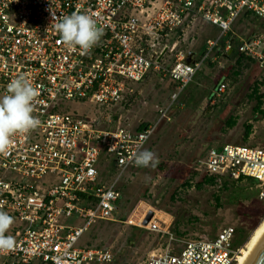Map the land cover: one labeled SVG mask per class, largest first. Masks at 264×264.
I'll return each instance as SVG.
<instances>
[{
    "label": "built area",
    "instance_id": "2783aa9c",
    "mask_svg": "<svg viewBox=\"0 0 264 264\" xmlns=\"http://www.w3.org/2000/svg\"><path fill=\"white\" fill-rule=\"evenodd\" d=\"M73 12L93 17L103 28L86 55L64 43L55 27ZM245 14L264 20V0H0V97L12 80L25 77L37 90L33 115L40 120L36 129L13 135L11 146L0 153V211L21 223L14 232L15 249L0 253L6 264H115L109 249L79 248L78 243L96 221L117 222L121 178L142 167L135 156L147 150L176 99L220 52L226 36L222 52L236 47L264 71V35L235 45L233 26ZM199 20L217 28L219 36L206 43L202 56L193 55L192 63L180 52L166 66V55H161L175 50L173 36L183 37ZM153 73L176 83L178 91L159 120L141 131L112 126L111 117L101 121L61 112L65 101L123 108L134 94L133 84ZM224 92L221 85L214 96ZM102 165L114 167L115 177L102 180ZM195 172L219 180L253 179L264 202V149L241 144L210 148ZM47 177L51 185L43 182ZM150 212L134 217V224L131 216L126 221L168 235L147 264H238L246 245H236L235 228L182 241L170 225L164 228L154 219L153 211L145 224ZM71 217L82 218L85 225L61 222Z\"/></svg>",
    "mask_w": 264,
    "mask_h": 264
},
{
    "label": "rangeland",
    "instance_id": "374dc122",
    "mask_svg": "<svg viewBox=\"0 0 264 264\" xmlns=\"http://www.w3.org/2000/svg\"><path fill=\"white\" fill-rule=\"evenodd\" d=\"M213 29L199 20L183 37L174 35L171 43L177 42V46L173 52L165 54V65L172 66L178 53L187 56L217 38L219 30ZM257 34L264 35V20L252 15H243L233 26V37L238 43ZM227 39L228 36L223 40ZM219 51L221 53H215L205 62L176 99L167 114L168 119L162 120L150 140L147 150L155 154L158 163L154 167L128 171L121 178L122 198L115 214L117 222L96 221L80 239L79 248H107L115 255V264H147L148 255L168 240L167 234L126 223L131 216L129 223L134 224V217L140 219L147 210L155 213L154 219L164 228L170 225L171 232L182 241L202 235L214 237L224 228L233 227L237 230V239H242V245H246L264 219V202L258 198L257 185L251 180L223 179L214 185L199 187L208 176L196 173L195 168L210 148L246 144L264 149V118L254 112L256 101L249 98L253 87L264 79V71L257 63L246 62L248 66L235 77L236 57H226L221 46ZM221 85L225 92L214 96ZM133 87L134 94L128 96L123 108L65 101L61 103V112L101 121L111 117L112 126L137 130L141 123L157 122L160 111L169 106L178 91L176 83L154 73L145 81L134 83ZM260 94L264 95V84ZM115 117L119 119L114 121ZM232 117L237 119V125L231 129L227 121ZM247 125L252 126V130L245 139ZM107 167H100L102 178L112 179L116 171L109 176ZM43 182L51 185L53 179L47 177ZM11 217L14 222L5 235L15 239L14 232L21 223ZM61 222L74 227L85 225V220L78 217L62 218ZM5 262L6 259L0 257V264Z\"/></svg>",
    "mask_w": 264,
    "mask_h": 264
},
{
    "label": "clouds",
    "instance_id": "9594fccd",
    "mask_svg": "<svg viewBox=\"0 0 264 264\" xmlns=\"http://www.w3.org/2000/svg\"><path fill=\"white\" fill-rule=\"evenodd\" d=\"M55 27L64 43L70 47L78 46L85 55L103 35V28L97 26L93 17L77 12L60 18ZM36 97L37 90L23 76L7 85V94L0 97V153H5L11 146L13 135L28 133L40 125V120L33 115ZM135 162L137 166L154 167L158 160L154 153L144 150L137 153ZM13 222L11 216L0 211V253L15 249V239L5 235Z\"/></svg>",
    "mask_w": 264,
    "mask_h": 264
},
{
    "label": "trees",
    "instance_id": "16d2710c",
    "mask_svg": "<svg viewBox=\"0 0 264 264\" xmlns=\"http://www.w3.org/2000/svg\"><path fill=\"white\" fill-rule=\"evenodd\" d=\"M246 15H251V14H246ZM232 34L229 35V37L231 36ZM226 41V40H225ZM225 41L223 40L222 43H221V48H222V51L223 49L225 48ZM235 45L237 43V40L235 39ZM234 45V46H235ZM205 51V47L202 49V54L203 52ZM218 53H221L218 52ZM229 53V52H228ZM228 53H226V57L232 59L234 57H236V61H235V67H234V71H233V75L235 77H238L240 75V72H241V69H243L244 67H247L248 64L246 62H253V63H256L255 60L253 59H250V58H247L243 55H239L238 54V50L236 49V47H234L232 49V53L230 55H228ZM264 84V79L260 82V83H257L253 89H252V93L249 95V98L250 99H253L256 101V105L254 107V112L256 114H261V116L264 118V110L262 109L263 108V104H264V101H263V98H264V95L260 94V88H261V85ZM148 124L147 123H141L140 126L137 128L138 131H141L143 130ZM237 125V119L235 118H231L227 121V126L228 128H234L235 126ZM251 130H252V126L250 125H247L246 126V135H245V139H248L249 136H250V133H251ZM243 145H246V144H243ZM252 147H255V146H252ZM112 166H113V162H112ZM109 172L108 174L112 175L116 170L114 167H111L108 169ZM107 174V175H108ZM106 177H103L102 180H105ZM223 181V179H221ZM244 180H251V182H253V184L256 182L253 181V179H244V178H241L240 180L238 181H244ZM219 179L216 178V177H204L203 181H201L198 186L201 187V185L203 184H208V185H214L216 182H218ZM11 216V215H10ZM138 229V228H137ZM141 230V229H140ZM243 244V240L242 239H237L236 241V245L239 246V245H242Z\"/></svg>",
    "mask_w": 264,
    "mask_h": 264
},
{
    "label": "bare ground",
    "instance_id": "6f19581e",
    "mask_svg": "<svg viewBox=\"0 0 264 264\" xmlns=\"http://www.w3.org/2000/svg\"><path fill=\"white\" fill-rule=\"evenodd\" d=\"M264 240V219L261 221L259 226L253 231L250 239L246 243L243 250V254L240 256L238 264H245L254 251Z\"/></svg>",
    "mask_w": 264,
    "mask_h": 264
},
{
    "label": "water",
    "instance_id": "95a60500",
    "mask_svg": "<svg viewBox=\"0 0 264 264\" xmlns=\"http://www.w3.org/2000/svg\"><path fill=\"white\" fill-rule=\"evenodd\" d=\"M250 42H251V38L248 40V44H250ZM166 52L167 50L164 51V53L161 55V58L166 54ZM231 53L232 51H230L228 55H230ZM186 61L187 63L193 62V52L188 53ZM165 119H168V118H165ZM115 120H117V117H115ZM153 216H154V213L151 211L146 218L145 224H147L152 219ZM245 264H264V240L258 246V248L254 251V253L250 256V258L246 261Z\"/></svg>",
    "mask_w": 264,
    "mask_h": 264
},
{
    "label": "crops",
    "instance_id": "0c3cea01",
    "mask_svg": "<svg viewBox=\"0 0 264 264\" xmlns=\"http://www.w3.org/2000/svg\"><path fill=\"white\" fill-rule=\"evenodd\" d=\"M245 15H246V14H245ZM247 16H248V15H247ZM207 25H209V24H207ZM212 28L216 29V28L213 27V26H212ZM214 29H213V30H214ZM204 47H206V44H205L203 47H201L199 51H195V52L193 53V55H195V57L200 56V55L202 54V49H203Z\"/></svg>",
    "mask_w": 264,
    "mask_h": 264
}]
</instances>
